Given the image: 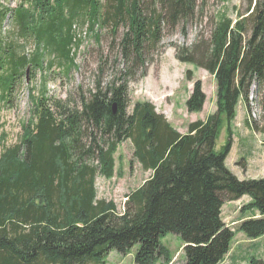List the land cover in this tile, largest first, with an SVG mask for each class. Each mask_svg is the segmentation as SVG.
Listing matches in <instances>:
<instances>
[{"label": "trees", "instance_id": "trees-1", "mask_svg": "<svg viewBox=\"0 0 264 264\" xmlns=\"http://www.w3.org/2000/svg\"><path fill=\"white\" fill-rule=\"evenodd\" d=\"M31 1L32 8L16 10L15 23L26 39L35 36L38 51L29 59L17 56L14 42L4 46L10 61L5 67L0 59V102H10L21 69L40 65L46 51L75 64L72 52L81 43L76 33L82 29L74 22L77 17L90 29L99 24L114 33L126 28L118 45V70L107 85L99 80L88 92L80 87L79 98L43 94L21 140L0 151V264H109L111 252L127 254L137 245L135 262L156 264L160 258L171 260L162 243L169 233L184 241V264H220L236 235L223 219V208L245 196L251 201L243 210L261 216L243 221L240 231L250 239L262 237L264 177L240 179L227 157L240 101L250 108L253 86L264 94V0H247V11L236 21L216 19L210 35L175 46L176 58L213 74L218 89L217 110L192 122L187 133L150 100L138 101L130 111V84L146 73L166 28L182 24L187 33L200 0ZM7 11L0 8V28ZM38 19L46 20L45 26ZM187 77L192 79L193 72ZM206 100L198 80L187 108L200 112ZM225 124L228 138L217 150ZM126 140L152 175L127 196L119 212L113 200L98 198L96 179L114 176L115 154ZM250 264H264V259L252 257Z\"/></svg>", "mask_w": 264, "mask_h": 264}, {"label": "rangeland", "instance_id": "rangeland-1", "mask_svg": "<svg viewBox=\"0 0 264 264\" xmlns=\"http://www.w3.org/2000/svg\"><path fill=\"white\" fill-rule=\"evenodd\" d=\"M200 4L197 18L187 24L186 34L182 32V24H179L175 30L165 29L160 47L149 57L146 73L143 76L139 75L130 84V111L138 101L150 100L157 110L164 113L172 125L182 133L188 132L192 122L205 120L217 110L218 89L213 74L194 64L180 62L176 58L175 46L192 45L201 35H210L214 20L229 16L236 21L248 8L247 0H202V2L200 0ZM21 5L32 8L35 2L0 0V8L8 9L6 19L0 28V59L6 62L5 67H8L10 61L8 50L7 53L3 50L8 43L16 44L14 48L19 57L26 54L32 59L38 51L35 36L26 39L15 23V13ZM32 13L40 16L42 11H32ZM65 15V17L69 16L70 12L66 11ZM82 20L83 18L77 17L74 21L76 25L82 27L76 33V38L81 39V43L75 46L72 52L75 54V64L58 52L46 51L40 65L30 63L21 69L16 77L10 102H0V151L21 140L24 126L32 122L34 104L43 94L54 95L61 99H66L72 94L79 98L80 87L88 92L90 89H95L99 80L103 85H107L113 78L121 59L118 45L126 27L122 26L117 33H114L111 26L99 24L95 29H90L89 22L86 21L87 23L83 25L85 21ZM37 23L45 26L46 20L41 22L38 19ZM2 71L0 70V74ZM189 71L193 72L192 79L187 77ZM198 80L203 83L207 100L202 111L190 112L187 108V100ZM1 94L0 88V96ZM249 106L250 108L242 99L237 119L232 122L233 146L227 157L229 168L240 179L241 170L250 174L264 173V94L257 91L256 86L251 88ZM228 128L227 124L222 128L217 140V150H221L225 145L229 134ZM244 135L248 136L244 138ZM243 149H245L244 153L241 154ZM115 158L114 176L107 178L99 175L96 186L98 198L113 200L119 212H124L127 196L149 179L152 171L145 170L135 159L134 146L130 140L120 144ZM246 164L255 167L248 168ZM250 201L249 196H246L237 201L226 202L223 208L225 223L236 232L231 253L237 250L238 255L232 259L230 255L220 264H250L252 257L264 256V240L254 242L255 239H250L240 231L242 222L247 220L241 212V205H246ZM162 243L169 250L171 260L160 258L156 264H184L185 244L181 236L169 233L163 237ZM138 249L137 245L127 254L113 251L108 255L107 261L109 264H137L135 255Z\"/></svg>", "mask_w": 264, "mask_h": 264}, {"label": "crops", "instance_id": "crops-1", "mask_svg": "<svg viewBox=\"0 0 264 264\" xmlns=\"http://www.w3.org/2000/svg\"><path fill=\"white\" fill-rule=\"evenodd\" d=\"M242 101V100H241ZM241 101H240V103H239V105L241 104ZM239 105H238V108H239ZM238 108H237V115H238ZM236 119H237V117H236ZM245 129V128H244ZM234 130V129H233ZM243 129H242V127H241V132L243 133ZM245 136H248V135H244L243 137L245 138ZM249 136H251V134H249ZM253 136V135H252ZM257 143H258V141H256ZM243 147V146H242ZM257 148H259V146L257 147ZM244 150L245 149H243V150H241V154L242 153H244ZM227 164H228V158H227ZM246 167H248V168H250V167H255V165H252V164H246L245 165ZM259 166V165H258ZM257 166V167H258ZM261 177H264V173H262V174H257V173H255V174H250V173H248V172H242V170H241V179H244V178H261ZM246 197V196H245ZM250 198V197H249ZM243 199V198H242ZM251 199V198H250ZM248 200V199H247ZM245 205H241V212L245 215V218L246 219H248V218H253V217H260L261 215H260V213H259V211H257V210H243V207H244ZM249 216V217H248ZM244 217V216H243ZM261 240H264V235L262 236V237H260V238H258V239H255L254 240V242H260ZM232 252V246H231V249H230V252L227 254V256L225 257V259L224 260H226L227 259V257L228 256H230L231 255V259L232 258H234L235 256H237L238 254H237V250L236 251H234L233 253H231ZM242 248H241V256H242ZM259 258H262V259H264V256H261V257H259ZM245 258L243 257V260H244ZM223 260V261H224ZM242 260V261H243Z\"/></svg>", "mask_w": 264, "mask_h": 264}, {"label": "water", "instance_id": "water-1", "mask_svg": "<svg viewBox=\"0 0 264 264\" xmlns=\"http://www.w3.org/2000/svg\"><path fill=\"white\" fill-rule=\"evenodd\" d=\"M114 110L116 111V105H114Z\"/></svg>", "mask_w": 264, "mask_h": 264}]
</instances>
